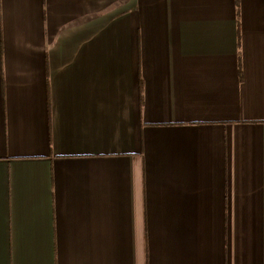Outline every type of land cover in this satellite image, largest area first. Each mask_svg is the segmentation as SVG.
<instances>
[{"label": "crops", "instance_id": "crops-1", "mask_svg": "<svg viewBox=\"0 0 264 264\" xmlns=\"http://www.w3.org/2000/svg\"><path fill=\"white\" fill-rule=\"evenodd\" d=\"M0 264H264V0H0Z\"/></svg>", "mask_w": 264, "mask_h": 264}]
</instances>
